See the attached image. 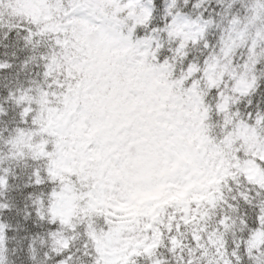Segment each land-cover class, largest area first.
Masks as SVG:
<instances>
[{
  "label": "snow or ice",
  "instance_id": "1",
  "mask_svg": "<svg viewBox=\"0 0 264 264\" xmlns=\"http://www.w3.org/2000/svg\"><path fill=\"white\" fill-rule=\"evenodd\" d=\"M49 3L53 19L130 51L198 134L192 167L171 185L187 191L126 264H264V0ZM6 7L13 0H0V264H97L93 235L111 225L73 224L61 179L41 163L50 149L23 147L44 123L41 104L59 96V42Z\"/></svg>",
  "mask_w": 264,
  "mask_h": 264
},
{
  "label": "trees",
  "instance_id": "2",
  "mask_svg": "<svg viewBox=\"0 0 264 264\" xmlns=\"http://www.w3.org/2000/svg\"><path fill=\"white\" fill-rule=\"evenodd\" d=\"M30 1L13 0L14 7L2 11L9 18L42 25L40 30L59 42V61L54 73L59 96L41 104L44 123L29 135L24 151L31 154L29 145L40 151L45 146L50 149L41 163L53 171V179H61V191L70 196L73 207L68 217L73 224L91 226L106 220L111 225L108 232L93 235L99 250L97 264H126L122 259L126 253L110 250L108 254L100 249L97 239L122 235L143 238L148 225L162 218L173 201H177L167 184L178 182L184 171L192 167L198 134L188 131L189 125L163 94L162 86L150 78L148 69L134 61L130 51L113 46L108 58L91 57L84 39L77 36L74 26L77 20L65 26L58 17L53 19L49 0H39L50 16L49 20L40 21L30 10ZM62 27L67 30L59 31ZM72 113L93 127L88 138L56 130L58 118ZM140 118L154 129L153 135L161 146V162L151 163L158 173H146L144 182L137 186L123 179L125 160L121 161L116 154L117 147L123 146L126 124H131L133 130ZM84 142L96 143L100 150L88 154Z\"/></svg>",
  "mask_w": 264,
  "mask_h": 264
},
{
  "label": "rangeland",
  "instance_id": "3",
  "mask_svg": "<svg viewBox=\"0 0 264 264\" xmlns=\"http://www.w3.org/2000/svg\"><path fill=\"white\" fill-rule=\"evenodd\" d=\"M40 4L39 0H32L28 3L30 10L36 17H39L40 21H47L50 19V16H48L43 5L41 6ZM74 26L76 27L77 36L84 39V47L91 57L95 55L97 58L106 59L111 55L114 49L112 44L102 45L99 43L95 31L90 32L87 29L88 26L82 25L79 20L74 22ZM146 123L147 122H145L143 118H140L136 124L137 126L133 129L134 131L131 129L133 132L129 134V138H127V136L128 132L131 131L130 128L132 125L126 124V128H124L125 132L121 140L123 146L117 147L118 151L116 156L120 157L119 159L121 161L125 160L122 168L123 179L137 186H140V184L144 182L146 173L149 175H156L158 173L157 169L150 168L151 163L159 165L161 162V146L153 135L154 129ZM55 128L57 131L59 130L66 135L80 134L83 137L91 135L93 131V127L82 118H79L75 113L70 114L69 117L59 118L55 124ZM85 129L87 130V134H85ZM84 148L88 154L96 153L99 150V146L94 143H84ZM46 157H48L47 154ZM173 184L174 183L169 184L168 189L178 201L183 198L187 189L171 187ZM62 194L66 200V213L69 216L72 213V201L70 196L64 194V192H62ZM140 240L142 239L126 238L122 236L121 238L110 237L108 239L98 240L97 243L100 249L108 254L111 252L110 250L124 254L130 251L131 248L135 246L136 242ZM122 254L120 256H122Z\"/></svg>",
  "mask_w": 264,
  "mask_h": 264
}]
</instances>
